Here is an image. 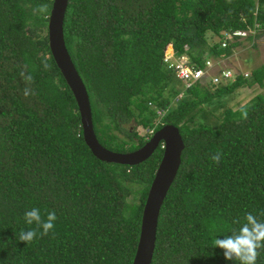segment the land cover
<instances>
[{
	"label": "trees",
	"instance_id": "obj_1",
	"mask_svg": "<svg viewBox=\"0 0 264 264\" xmlns=\"http://www.w3.org/2000/svg\"><path fill=\"white\" fill-rule=\"evenodd\" d=\"M43 3L47 14H33ZM51 4L0 0V264H132L142 208L163 149L158 146L135 166L92 155L75 99L49 50ZM255 26L264 27V0L67 4L64 43L86 88L98 142L127 153L150 137L138 135L136 127H154V133L173 125L184 143L160 209L151 264H239L226 260L212 240L238 229L234 220L246 212L264 221V94L237 110L224 108L213 125L190 114L250 81L263 87L264 66L252 71L250 81L241 74L217 83L210 78L180 91L181 81L162 62L171 45L177 57L186 55L202 68L208 57H229L240 45L223 33ZM208 34L219 42L211 43ZM23 66L33 77L35 95L29 97L19 75ZM171 99L177 100L173 108ZM218 151L219 164L210 159ZM131 195L141 206L128 201ZM33 207L44 217L54 210L57 220L48 236L26 244L19 232L35 228L23 219ZM256 264H264V250Z\"/></svg>",
	"mask_w": 264,
	"mask_h": 264
},
{
	"label": "water",
	"instance_id": "obj_2",
	"mask_svg": "<svg viewBox=\"0 0 264 264\" xmlns=\"http://www.w3.org/2000/svg\"><path fill=\"white\" fill-rule=\"evenodd\" d=\"M68 2L52 0L47 21V40L51 56L75 99L83 140L92 155L101 162L135 166L146 161L160 143L163 144L162 157L142 208L139 238L132 260V264H151L160 209L179 169L184 143L178 128L173 125L162 126L141 147L127 153L113 152L98 142L86 88L64 43L63 21Z\"/></svg>",
	"mask_w": 264,
	"mask_h": 264
},
{
	"label": "clouds",
	"instance_id": "obj_3",
	"mask_svg": "<svg viewBox=\"0 0 264 264\" xmlns=\"http://www.w3.org/2000/svg\"><path fill=\"white\" fill-rule=\"evenodd\" d=\"M48 8L49 6L46 3L39 4L33 9V14L46 15ZM248 31H246L245 35L229 34V36H231L230 38L233 40H227L232 42L235 40V37H237L239 41L244 40L250 36H254L255 33H263L264 27L259 28V26H255L251 32ZM256 36L259 37L258 35ZM42 62L47 70L50 66L47 63L46 55H44ZM19 75L26 85L23 89V95L25 97L35 95L34 90L30 87L33 82V77L26 71V66L21 67ZM244 117H247V113H244ZM153 130L154 127L151 128V130H147L150 137L156 132L153 133ZM159 146L163 149L162 143H160ZM222 156L223 153L218 151L212 154L210 159L219 164ZM23 219L27 225H35V228H29L28 230H21L19 232V241L30 244L37 236H48L50 232L54 231L57 215L53 210L47 212L46 217H44L41 215L39 208L33 207L25 211ZM234 223L238 224L239 228L233 230L230 235L223 236V239L217 238L218 236L215 237L212 240L213 247L223 250L224 257L228 261H238L239 264H256L260 255V250H264V221L258 219L253 213L246 212L242 219L237 218L234 220Z\"/></svg>",
	"mask_w": 264,
	"mask_h": 264
},
{
	"label": "rangeland",
	"instance_id": "obj_4",
	"mask_svg": "<svg viewBox=\"0 0 264 264\" xmlns=\"http://www.w3.org/2000/svg\"><path fill=\"white\" fill-rule=\"evenodd\" d=\"M256 35H259V37H255ZM208 40L211 41V43H217L219 42V38L215 37L213 35L208 34ZM254 38L252 39H244V40H238V45L233 49V53L229 57H222L220 60H216L214 58H207V60H215L217 63L219 69H229L232 70L233 73H237L238 75L243 74H249V78L251 77V73L253 70L264 66V32L263 33H255ZM240 42V43H239ZM217 69H214V71L210 68L208 71V74H215ZM249 78H247V81H250ZM208 77L204 78L202 81V84H205ZM184 84L181 83L177 85V88L180 91H183ZM182 92H180L181 94ZM264 94V85L263 87H259L256 84H252L251 81L248 83V85H245L244 87L236 90L232 95L225 96L219 99V102H214L212 104H205L202 105L200 108L196 110H191L190 114L193 115V120L203 118L205 120V123L211 124L217 121V119L220 116V113L223 111L224 108H231L233 110H237L238 108L247 105L251 102V100L256 97L257 95ZM171 108H173L176 105V101L174 99H171ZM218 103L223 105V107L218 108ZM170 108V107H169ZM160 122V120H159ZM158 124V123H157ZM133 125V124H132ZM213 125V124H211ZM131 126V125H129ZM151 130V128L149 129ZM133 131H135L138 135L143 136L148 134L147 130L136 127ZM121 137L124 138L127 142H129L127 139L128 137H125L121 135ZM131 139L134 142H137L135 138ZM128 201H131L132 203L137 204L138 206H141V200L139 197L135 195H131V197L128 199ZM129 219V218H128ZM128 219H125V221H128Z\"/></svg>",
	"mask_w": 264,
	"mask_h": 264
},
{
	"label": "built area",
	"instance_id": "obj_5",
	"mask_svg": "<svg viewBox=\"0 0 264 264\" xmlns=\"http://www.w3.org/2000/svg\"><path fill=\"white\" fill-rule=\"evenodd\" d=\"M251 30L252 29H249L248 32H251ZM245 33L246 32H237L234 34L245 35ZM224 37H226V39L233 40L232 38H230L231 36H229V34L227 33L224 34ZM162 62L164 63L165 67L171 70L172 73L175 75V77L179 81H181V83L184 84L185 87L193 85L197 82L202 84L203 82L202 80L206 77H208L207 81H209V79L211 78L213 83H217L220 79L229 81L233 79L235 75H238L237 73H233L232 70L229 69H219L218 64L213 63L217 61L213 59L206 60L202 68L194 67L186 55L177 57L174 54L171 45H168L165 48ZM210 68L213 71L214 69H217L215 74H211V75L208 74ZM243 76L244 78H247L249 77V74L246 73L243 74ZM163 113H164L163 111H157L158 116H162Z\"/></svg>",
	"mask_w": 264,
	"mask_h": 264
}]
</instances>
